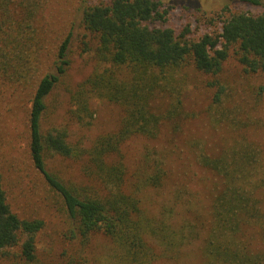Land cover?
Instances as JSON below:
<instances>
[{"label":"trees","instance_id":"16d2710c","mask_svg":"<svg viewBox=\"0 0 264 264\" xmlns=\"http://www.w3.org/2000/svg\"><path fill=\"white\" fill-rule=\"evenodd\" d=\"M240 1L252 6H224L218 30L197 39L188 24H167L176 5L161 0L82 6L83 37L91 46L82 41L80 54L92 51V70L65 86L63 121L46 126L50 97L70 66L72 32L42 63L46 46L37 16L43 0H0V87L12 88L13 95L34 84L27 113L30 160L69 218L57 241L41 242L45 223L13 212L0 174V259L178 264L185 248L198 242L201 264H264V176L252 180L262 168L259 154L238 121L231 144L217 153L207 148L209 141L198 136L195 103L189 99V109L186 100L203 79L212 90L210 106L217 108L211 114L228 111L233 119L237 106L223 107L218 79L225 62L232 57L245 74L264 75V4ZM97 102L117 109L112 126L87 144L73 139L72 127L95 124ZM55 156L70 163L75 181L48 171L46 161Z\"/></svg>","mask_w":264,"mask_h":264},{"label":"rangeland","instance_id":"374dc122","mask_svg":"<svg viewBox=\"0 0 264 264\" xmlns=\"http://www.w3.org/2000/svg\"><path fill=\"white\" fill-rule=\"evenodd\" d=\"M97 1L99 0H43V6L37 16V23L46 46L45 52L41 55L42 63L53 58L61 39L68 32H72L67 52L70 66L67 76L61 79L64 81L63 84H58L50 97V111L44 121L46 126L63 121L61 113L66 99L65 86L82 80L92 70L90 59L92 51L86 55L80 54L82 47L86 49L82 41L89 43V37H83L84 31L80 20L82 6ZM161 1L165 5H176L167 15V24L173 28L188 24L193 39L218 30L220 24L218 17L224 6H228L231 11L252 6L240 0ZM259 1L264 4V0ZM218 79L224 89L223 107L229 108L233 102L237 108H234L236 111L233 113V119L228 111L226 116L222 117L219 113L218 117H214L211 111L217 108L210 106L209 102L212 90L206 87V81L197 79L191 86L193 92L186 96V100L189 109L193 108L190 101L195 103L197 116L200 117L198 123L200 141L202 143L209 141L207 148L217 153L220 146L232 143L237 133L235 125L237 121L241 122L245 126L247 140L259 154L262 168L259 175L252 180L260 182L264 176V75L245 74L243 67L231 57L225 62ZM33 85L32 82L28 83L26 88L19 89L14 96L12 88L7 85L0 87V174L7 202L13 212L22 219L43 220L45 227L39 240L55 242L66 230L69 218L60 196L46 185L30 160L27 113ZM94 112L95 124L88 129L72 127L73 139L84 140L87 144L99 129L103 130L106 124L107 128L112 126L110 120L117 113V109L111 104L97 102L94 104ZM229 141L231 143H228ZM46 162L48 171L60 175L63 179L75 181L77 178L76 171L68 161L55 156L48 158ZM259 194L264 199V185ZM199 246L200 243L193 242L186 247L184 251L186 257L183 255L184 258L181 257L178 264H201L197 258ZM0 264L10 262L0 259Z\"/></svg>","mask_w":264,"mask_h":264}]
</instances>
